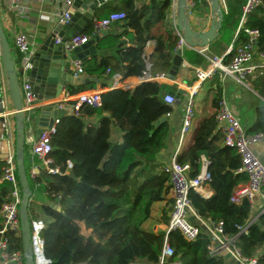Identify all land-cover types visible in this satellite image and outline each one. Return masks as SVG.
Returning a JSON list of instances; mask_svg holds the SVG:
<instances>
[{
    "label": "trees",
    "instance_id": "trees-1",
    "mask_svg": "<svg viewBox=\"0 0 264 264\" xmlns=\"http://www.w3.org/2000/svg\"><path fill=\"white\" fill-rule=\"evenodd\" d=\"M224 3L220 36L208 46L206 54L185 50L184 56L192 65H203L208 58L220 56H224V64H230L237 50L249 42L246 29L258 31L256 51L264 53V0L243 24L247 0ZM169 5L170 0H147L141 4L138 0L103 2L96 11V19H104L112 12H123L126 18L101 37L96 44L98 54L83 62L86 75L97 80L112 79L116 74L123 80L142 77L146 71L145 48L154 39L158 40V49L149 59L150 73L153 77L168 74L173 64L169 51L176 52L178 36L162 50L163 42L153 34V29L168 18ZM93 19L80 35H93ZM112 51L114 54H99ZM263 82L264 74L255 79V88L264 95L260 88ZM127 84L122 82L120 86ZM95 89L94 81L68 86L67 93L74 96ZM166 94L182 98L177 87L147 80L134 88L102 93L101 105L84 104L79 116L66 113L60 117L51 137L49 156L53 161L51 168H59V172L52 174L44 169L35 178L29 177L35 196L43 195L46 200L41 206V218L36 214L33 199L29 219L31 226L36 219L44 220L40 236L44 254L53 264H156L166 237L174 250V261L226 264L224 256L211 255L208 247L212 235L202 226L195 241L186 240L179 232L167 235L165 230L156 229L169 223L173 205L171 179L159 159L170 135L169 122L160 121L173 111L164 100ZM221 96L222 89L218 87L213 103L216 109ZM255 132H264V107L258 109V119L249 131ZM202 157L210 163L209 184L215 194L207 199L192 190V209L203 219L222 221L225 234L237 236L242 254L257 257L264 264V212L251 222L253 210L249 201L232 202L234 189L247 183L248 175L239 172L242 163L237 150L225 145L216 113L200 123L193 144L178 161L189 163L190 176L195 177L201 171ZM68 161L73 164L71 169ZM10 192L11 185L3 182L0 211ZM57 205L61 211L55 208ZM3 224L0 215V231ZM239 226H247V233H240ZM2 237L9 240L10 252L23 253L21 229L0 234Z\"/></svg>",
    "mask_w": 264,
    "mask_h": 264
},
{
    "label": "built area",
    "instance_id": "built-area-1",
    "mask_svg": "<svg viewBox=\"0 0 264 264\" xmlns=\"http://www.w3.org/2000/svg\"><path fill=\"white\" fill-rule=\"evenodd\" d=\"M26 1L27 0H0V6L7 7L18 17H25L29 12V7L26 5ZM38 1L42 2L44 0ZM76 1L77 0H65L61 12L57 14L59 24H67L72 20L75 13L74 5ZM106 1L113 0H105L104 2ZM202 2L211 4L212 0H186L185 13L191 24L193 19L200 21V18L196 17L195 10ZM260 4H262V0H247V3L243 8L241 24L246 21L248 14ZM180 7V0H170L169 15L178 36L176 52L178 50H182L183 52L185 48H193L186 44L184 33L183 31H180L177 26ZM125 18L126 15L123 12H112L104 19L94 18L93 35L77 34L70 37L65 42L62 41V38L57 36L55 43L62 44L66 52H73L76 48L87 44L91 39L100 36L104 31L109 30L113 25L122 22ZM214 19H216V15L214 16ZM245 32L250 37L249 42L242 45L237 50L231 63L228 65L224 64V56L208 58L210 66L205 70L197 71L199 83L214 76L217 72H221L223 75L231 77L244 87L251 88V83L264 73V53H257L256 51V40L259 35L258 31L246 29ZM14 47L18 54L21 55L19 61L17 60V63L15 62V67L20 79V89L23 98V111L25 113L27 131L31 125L32 112L37 109H42L43 107L50 105H58L59 109H64L65 111L70 110L71 114L79 116L82 105L87 104L93 107L101 105V93L99 92L79 93L73 103L67 99H55L51 101H46L44 99L40 100L32 89L28 74L30 68L29 59L33 53L34 43L29 40L27 35L18 33L14 38ZM206 51L207 48L205 47L200 50V53L206 54ZM256 53L262 60L261 64H254ZM150 68L151 64L149 58L146 57V71H144L141 80L153 81L166 78L167 75L165 74L160 77H153L150 73ZM6 74L0 39V82L4 81ZM85 74L86 72L83 62L80 60L75 61L73 77L77 80H81ZM112 80L115 84L123 81L119 74L114 75ZM195 92L196 87L191 92V98L185 111L182 136H186L190 132L192 122L195 118L193 101V95ZM164 100L172 106L177 102V99L173 94H166ZM0 109H6V101L4 99H0ZM15 114L16 111L13 109L11 111H4L0 115L14 118ZM216 120L222 134L224 135L225 145L235 148L240 156L242 166L239 172H244L248 175L247 183L244 186L239 187L235 193H233L232 202L239 203L243 199H247L251 208H253L258 199L264 200V165L253 150L255 144L264 143V133H249L244 129L238 116L223 95L218 103ZM59 122L60 119H56L51 128L43 131V133L39 137H36V139L32 138L29 141L33 145V155L38 157L43 162L44 169L52 174L59 172V168H51L50 165L53 161L49 157L52 152L51 137L56 133V128ZM13 125H15V122ZM8 133L10 147L7 157L3 160V164L0 166V173L1 182H8L11 185V192L7 196L6 202L0 211L4 223L3 229L0 231L1 235L7 231H18L21 229L20 206L23 201V191L18 177L16 162V130L12 129L11 126ZM209 164V161L206 158H203L201 171L195 177L190 176V164L179 162L177 156H175L169 164L165 165V172L169 174L171 179L170 194L173 199L172 210L169 215L170 220L165 228L167 235L171 232H179L186 240L195 241L201 234V227L192 223L189 219V215L192 211L190 193L192 190L198 191L204 185L211 182L212 176L208 169ZM72 167V162L68 161V169H71ZM44 169L34 165L32 170L28 172V176L35 178L37 174ZM33 193L35 196L34 191ZM206 225L208 231L212 235V244L208 247L212 256L215 257L221 256L223 253H230L239 264H263L259 262L257 257L247 258L242 254L237 246V236L230 237L226 235L222 221L214 222L210 220ZM44 227L45 222L41 218L32 222V245L35 264H53V261L48 259L44 254V241L40 236ZM238 229L240 233H247L248 227L239 226ZM173 256L174 250L169 245L168 238L166 237L162 253L156 264H181L179 261H174ZM11 263L26 264L25 256L21 252H10L9 240L2 237L0 239V264Z\"/></svg>",
    "mask_w": 264,
    "mask_h": 264
},
{
    "label": "crops",
    "instance_id": "crops-1",
    "mask_svg": "<svg viewBox=\"0 0 264 264\" xmlns=\"http://www.w3.org/2000/svg\"><path fill=\"white\" fill-rule=\"evenodd\" d=\"M104 1L105 0H99V5L97 6V9L94 11L93 18H95L96 11L102 6V3ZM144 1L147 0H138V4H141ZM222 1L224 2V0ZM64 2L65 0H44L42 2L38 0H27L26 5L29 7V12L25 17H18L14 12L10 11L7 7L0 6V21L5 33L10 38L11 41L10 45L13 49L12 54L16 63L17 60L19 61L20 55L18 54V52L14 47L15 35L18 33H23L27 35L29 40L32 43H34L33 52H35L46 41L47 37L55 30V28L59 24L57 14L61 12L64 6ZM223 4L224 5L222 7L224 9L225 3ZM195 14L196 17L200 18V21L199 20L197 21L195 19L192 20V26L194 27V29H196L197 31L208 30L215 16V13L211 9V4L207 2H202L200 5H198L197 9L195 10ZM168 18L172 25V31H173L172 34H169L166 31L163 22L153 29V34L163 42L162 50H165L169 44L176 41V36H177L170 15H168ZM80 23L82 24L80 26L81 29L80 31L73 27L70 28L69 30H66V35L72 37L74 35L83 33L86 30L87 25L89 23H87L83 19L80 20ZM106 31L111 32L112 27ZM100 36L102 37L103 33ZM206 48L208 49V47ZM157 49H158V40L157 39L151 40L146 45L145 53H144L145 57H148L150 59L151 55H153ZM191 49L200 52L202 48L194 47V48L184 49L183 66L180 69L175 80H170L167 78V76L166 78L153 80L160 84L175 86L179 90L180 89L185 90V94H182L181 99L176 97L177 99L176 104L173 106L171 105L173 108L172 113L166 116L167 118L166 121H168L170 124V135L167 140L166 148L159 154V159L164 164V166L169 164L175 156L179 157L184 152H186L189 149V147L193 144V140L200 123L206 117H208L207 110L210 107V105H212L213 108L212 114L216 113L217 109L215 108L213 103L218 87H221L222 95L227 99L229 105L232 107V109L238 116L241 125L248 132L253 129L258 119V109L264 107V95L261 94L258 91V89L255 88V80L251 83L252 84L251 88H247L236 82L231 77L225 76L221 72H217L214 76L199 83L197 77V71L207 69L210 66V61L208 59L206 63L199 66L192 65L184 56L185 50H191ZM169 53L172 55V58L174 59L176 52L169 51ZM257 53L254 58V64H261L262 60ZM99 54L109 55V54H114V51L106 52V53L103 52ZM91 57L92 56H89L87 60H89ZM63 74L64 73H62L61 76H63ZM160 76L161 75L157 77ZM81 80L83 81L90 80V82H94V81L97 82V89L86 92L89 93L99 92L101 94L116 88H125V89L134 88L135 86L143 82V80H141V77H129L115 84L112 79L97 80L88 77L86 74ZM133 80L136 81L133 82ZM78 82H80V80H78ZM122 82H128V84L125 86H120ZM75 85H77V83H73V84L70 82L66 83L64 87V91L60 95H58V99L59 100L67 99L70 102L74 101L77 95L74 96L69 95L67 93V89L68 86H75ZM195 87H196V92L193 95L195 118L192 122L190 132L186 136H182V127L185 117V111L188 102L191 98V92L195 89ZM260 88L264 91V82L260 84ZM0 99H4L6 101V109H0V114L3 113L4 111L6 112L14 109V103L9 89L7 74H6V78H4V81L0 82ZM200 101L202 104L199 103ZM40 110L41 109H37L32 112V122L30 128L27 131V139L29 146H28V150L26 151V161H27L26 165L29 166V170H27L28 172L32 170L34 165L38 166L41 169H44L43 162L38 157H35L33 155V145L29 142L32 138L36 139L37 137L36 136V131L38 129L37 118L39 117ZM66 113L71 114V111L67 110ZM14 122H15V118L4 117L0 115V161H1L0 164L3 163V160L6 158L5 156H7L9 152L10 144H9L8 131L9 129H11V126L12 129L16 130L15 125H13ZM255 133H264V132H255ZM253 150L264 165V143L255 144L253 146ZM203 158L205 157H202V159ZM1 184L2 182L0 178V185ZM245 184L246 183H243L237 186L234 189V193L239 187L244 186ZM196 192L199 193L202 197L207 199L211 198L215 194V191L211 188L210 184L204 185ZM40 196L44 198V201H46L45 196L43 195ZM36 197L37 196H34V199H36ZM241 202L242 201H240L239 203ZM252 210L253 212L250 221L254 222L258 219L260 214L264 212V200L258 199L255 202V205L252 208ZM189 219L192 223L196 225L202 226L203 228L205 226L206 227L204 228L205 230H208L206 224H208L209 221L211 220L210 218L208 219L201 218L199 215H197L194 212L193 209L191 211V214L189 215ZM165 228L166 225H161L156 227L157 230L158 229L165 230ZM226 254L227 253H223L221 255L226 258V264H239L233 257L228 258ZM11 264H15V263H11ZM138 264H149V263H138Z\"/></svg>",
    "mask_w": 264,
    "mask_h": 264
},
{
    "label": "water",
    "instance_id": "water-1",
    "mask_svg": "<svg viewBox=\"0 0 264 264\" xmlns=\"http://www.w3.org/2000/svg\"><path fill=\"white\" fill-rule=\"evenodd\" d=\"M99 5V0H77L74 8L75 13L72 20L67 24H58L55 30L47 37L46 41L32 53L29 59V80L32 84L34 93L40 100L51 101L58 99L64 91L65 84L70 83H88L90 80H75L73 77V68L75 61L85 62L89 56L97 54L96 44L100 41L101 36H96L87 44L76 48L73 52H66L62 44H56V37L62 38L65 42L70 37L66 35V30L75 28L81 30L80 20L83 19L90 23L94 16V11ZM180 10L177 19V26L180 31L184 33V39L188 46L205 48L217 40L220 36L222 23L224 19V11L221 0H212L211 9L216 15L206 31H197L188 21L185 13L186 0H180ZM122 23H119L121 25ZM109 31L103 32L106 35ZM0 39L3 50V63L8 76V83L10 93L14 103V110L16 114L15 128H16V162L18 168V177L23 191V201L20 206V220L21 232L23 237V254L25 256L26 264H35L33 245H32V226L29 219V207L32 202L34 193L30 187L28 171L26 169V144H27V127L25 124V113L23 111V98L20 89V79L16 71L15 60L8 42L6 33L0 21ZM183 52L178 50L173 59L172 67L167 74V78L175 80L180 69L183 66ZM63 76H61V74ZM181 94H185V90L180 89ZM64 109H59L58 105H50L43 107L40 110L37 118L36 136L39 137L43 131L51 128L56 119H60L65 115ZM167 120L166 117L161 119V123ZM32 122V120H31ZM7 157V156H5ZM55 208L61 211L57 205ZM204 228H206L204 226ZM228 258L232 257L227 253Z\"/></svg>",
    "mask_w": 264,
    "mask_h": 264
},
{
    "label": "rangeland",
    "instance_id": "rangeland-1",
    "mask_svg": "<svg viewBox=\"0 0 264 264\" xmlns=\"http://www.w3.org/2000/svg\"><path fill=\"white\" fill-rule=\"evenodd\" d=\"M223 3H224V2L221 0V4H222V6L224 5ZM163 23H164L163 25H164L166 31H167L169 34H172V33H173V31H172V25H171V23H170V21H169V18H167L166 20H164ZM195 28H196V27H195ZM6 36H7L8 42H9V44H10V42H11V41H10V38H9V36H8L7 34H6ZM171 38H172V36H171ZM10 48H11V51H12V53H13V49H12L11 45H10ZM197 102H198V100H197ZM199 103L202 104L201 101H200ZM197 105H198V104H197ZM197 107H198V106H197ZM212 113H213V108H212V105H210V107H209L208 110H207V116L212 115ZM26 163H27V161L25 162V165H26ZM26 169L29 170V166H28V165H26ZM35 200H36V202L34 203V207H35L36 214L39 215V216H41V217H43V216H42V213H41V206H42V204H43V202H44V198L41 197V196H39V197H37Z\"/></svg>",
    "mask_w": 264,
    "mask_h": 264
}]
</instances>
